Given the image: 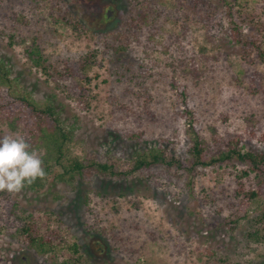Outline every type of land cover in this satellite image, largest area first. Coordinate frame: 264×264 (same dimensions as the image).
Returning a JSON list of instances; mask_svg holds the SVG:
<instances>
[{
    "label": "rangeland",
    "instance_id": "obj_1",
    "mask_svg": "<svg viewBox=\"0 0 264 264\" xmlns=\"http://www.w3.org/2000/svg\"><path fill=\"white\" fill-rule=\"evenodd\" d=\"M230 1L255 16L241 24L243 35L262 41L264 0ZM67 10L84 32L62 20ZM213 12L222 26L210 37L206 14ZM33 41L45 65L60 69L90 53L97 63L83 81H54L29 58ZM242 56L219 0H0V59L22 91L55 108L72 134L67 158L128 170L164 151L187 165L60 181L52 164L44 187L7 192L52 238L53 250L40 253L0 234V264H264V241L246 234L264 198L235 195L247 167L190 165L196 142L205 161L232 148L264 150V84L254 88L250 79L263 67ZM17 122L0 112V137L30 143ZM31 147L43 160L46 150ZM244 181L256 189L260 179L253 173Z\"/></svg>",
    "mask_w": 264,
    "mask_h": 264
},
{
    "label": "trees",
    "instance_id": "obj_2",
    "mask_svg": "<svg viewBox=\"0 0 264 264\" xmlns=\"http://www.w3.org/2000/svg\"><path fill=\"white\" fill-rule=\"evenodd\" d=\"M223 3L225 15L230 25L231 39L235 44H240L243 51V59L253 62L257 61L263 67V71H254L251 74V81L254 88L263 87L264 81V35L262 41L252 33L246 37L242 33L241 24L247 20L254 19L245 10H236L230 0H219ZM57 12L60 8L56 6ZM140 15H142V12ZM209 12V11H208ZM210 25L207 26V33L214 37L221 29L222 21L213 13H207ZM258 18V17H257ZM62 20L76 32H84L85 26L82 22L73 16L70 10L63 12ZM256 25H263L262 20H257ZM32 48L27 51L29 58L39 67H42L47 76L54 81L58 79H72L83 81L87 78V72L97 63L94 53L87 54L76 60H69L62 64L61 68L54 65H45L46 57L42 54L41 47L32 42ZM254 54V56H252ZM253 59V60H252ZM81 92L82 88H76L75 92ZM264 91V89H263ZM185 106V103H183ZM186 114L189 115L187 109ZM0 112H7L11 119L21 122L27 129L31 137L29 144L37 148L43 147L46 155L43 157V167L45 176L37 179L34 183L26 185L32 189L44 187L46 179L50 174L52 164L58 165L59 170L55 178L60 181H74L77 177L80 179L89 178L93 173L100 176H109L111 178H126L132 173H140L149 170L156 165H164L170 168L185 169L187 165L173 155L166 159L164 151L150 153L139 157L128 170H122L115 162L100 163L94 160L84 162L77 158H67L68 144L71 142L72 134L62 127L55 108L48 104L36 103L29 93L19 88L17 80L10 78V71L4 62L0 59ZM17 122V123H18ZM15 123V122H14ZM14 123H11L12 127ZM261 140L264 143V132L261 134ZM193 161L190 165L196 164L211 165L228 161H236L240 165H245L247 170H243L236 179L235 195L245 201L264 198V150L259 152L246 151L241 152L232 148L227 153H221L217 157L205 161L199 144L196 142L190 151ZM189 169V168H187ZM190 170V169H189ZM255 173L260 179L256 189H246L245 179ZM39 227L32 218L22 215L20 208L7 191H0V234H4L11 239L18 240L28 248L35 249L40 253H48L52 249V238L39 234ZM56 234L55 232H53ZM247 236L251 239L264 241V212L248 220Z\"/></svg>",
    "mask_w": 264,
    "mask_h": 264
},
{
    "label": "clouds",
    "instance_id": "obj_3",
    "mask_svg": "<svg viewBox=\"0 0 264 264\" xmlns=\"http://www.w3.org/2000/svg\"><path fill=\"white\" fill-rule=\"evenodd\" d=\"M44 176L41 154L23 136L0 137V191L19 192Z\"/></svg>",
    "mask_w": 264,
    "mask_h": 264
}]
</instances>
